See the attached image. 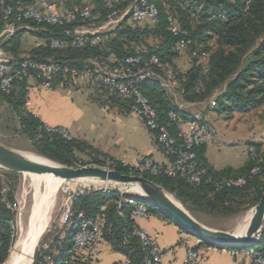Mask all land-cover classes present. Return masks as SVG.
<instances>
[{"label": "trees", "instance_id": "16d2710c", "mask_svg": "<svg viewBox=\"0 0 264 264\" xmlns=\"http://www.w3.org/2000/svg\"><path fill=\"white\" fill-rule=\"evenodd\" d=\"M132 1L134 0H111L108 4L112 5V9H109L105 0H91L93 15L96 18L94 23L99 25L105 22L112 10L122 11ZM147 1L157 10L158 19L155 25L141 26L126 17L113 32L104 35V39L94 46L89 44L81 47L75 46L72 44L71 37L65 35L66 29L71 30L78 26L77 24L36 27L29 22L28 25L38 28L36 36L43 39L44 45L31 50L27 56L39 62H64L71 67L81 69L88 64V60L113 66L114 64L110 62L111 55L117 60H122L139 52L145 60L151 56L157 57L163 66L173 72L180 84L181 95L186 103L206 102L217 89L224 87L215 100V108L218 113L225 115L228 119L234 114L249 113L263 106L264 0ZM72 3L73 6L86 4L80 0H74ZM169 18L187 32L192 40L189 48L191 55L196 53L190 68L185 73H178L176 70L174 61L179 53L174 51L176 38L168 31ZM3 23V16L0 12V31ZM51 39L65 42V47L50 48ZM18 40L19 33L5 44L9 48L11 45L10 51L16 58H18ZM211 42L213 46L210 45ZM199 52L208 54L205 68L198 64L197 54ZM152 69L159 76L164 75L160 69L156 67ZM61 78L63 77L56 78L53 87ZM25 87V82L13 84L9 92H0V102L4 103L13 114L21 134L27 138L36 154L67 167H73L77 163L76 154L91 152L103 158V160H96V165L107 164L109 168L121 174L135 175L129 166L98 152L86 142L75 139L67 141L58 135L47 133L42 122L26 109ZM139 88L154 108L159 121L168 127L171 134L176 135L175 122L169 118V114H174L176 121H185L191 113L177 107L157 79L145 80L140 83ZM109 97L122 112H131L130 102L113 96ZM150 134L154 146L161 151L155 134ZM194 152L200 166L206 172L202 183L197 187L190 186L178 178L154 177L148 174L140 176L174 195L192 213L229 217L259 203L264 192V156L259 155L258 147H255L254 152L249 154L248 160L242 167L238 169L227 167L221 171H215L208 165L205 157L206 146L195 148ZM254 167H258V174L248 178L249 172ZM8 174L16 175L11 172ZM234 177H247L246 184L241 188L215 187V183ZM8 197L9 195H6V201H9ZM128 198L129 196L118 191H85L79 195L72 202L70 222L64 229L61 244L54 242L59 255L53 258V262L60 264L70 259L73 264H88V260L81 253L73 252L72 230L77 224V215L82 213L86 217L104 215L106 224L102 233V241L108 243L115 252L128 258L132 264H141L143 252L139 240L135 237L127 238L136 226L135 219L131 216L134 207L126 201ZM136 200L146 205L150 215L157 214L172 222L154 205L147 204L137 197ZM12 220L13 214L7 208L0 193V264L7 260L12 246L13 236L10 226ZM206 247L223 248L202 242L193 249ZM233 248L264 250V225L257 241L245 247L233 246ZM46 254L47 252L44 251L41 256L36 257L33 264H45L43 257ZM89 257L87 255V258Z\"/></svg>", "mask_w": 264, "mask_h": 264}, {"label": "built area", "instance_id": "2783aa9c", "mask_svg": "<svg viewBox=\"0 0 264 264\" xmlns=\"http://www.w3.org/2000/svg\"><path fill=\"white\" fill-rule=\"evenodd\" d=\"M112 9V5L108 4ZM0 12L3 16V27L0 31V92L7 93L15 83H26L25 90L27 95L31 90L28 84L33 80L36 85L44 91H51L53 84L59 76L77 83H89L109 96L130 102L131 112L138 117L147 131L155 134L156 141L161 151L167 159V164H159L151 157H143L131 164L123 163L130 167L135 175L148 174L154 177L166 176L178 178L197 187L202 183L205 169L198 162L195 148L209 146L213 142V134L205 124L204 111H194L185 121H176L175 115L170 113L169 118L175 122L176 135L171 134L168 127L159 121V118L150 105L149 101L140 91L139 85L148 79H157L163 89L177 88V80L173 72L163 66L157 57L151 56L148 60L137 52L136 55L117 60L113 55L110 56L109 66L102 62L94 61L83 68L71 67L64 62H39L28 56L15 59L4 50V45L14 38L22 29H38L28 25L33 23L36 27L42 26H78L65 30V35L70 36L72 44L81 47L85 44L96 45L100 40V31L111 30L126 17L136 24L149 23L155 25L158 19L156 8L147 0H135L129 10L122 13L112 10L102 25L94 23L95 17L93 9L84 5H75L63 14H58L54 5L46 0H0ZM168 31L176 38L174 51L180 53L187 50L192 45V40L188 37L185 30L181 29L175 21L168 19ZM49 47L52 49H62L65 42L51 39ZM196 57V53H192ZM152 67L160 69L164 75L160 77ZM212 106V105H211ZM47 133L58 135L70 141L71 135L63 128H52L45 126ZM250 152H254L251 147ZM258 167H254L249 172L248 178L258 174ZM247 177L226 178L215 183L216 188H241L246 184ZM103 192H110L108 186L99 189ZM97 191V190H95ZM83 192L74 194L70 205L64 209L60 219L59 227L69 225L71 218V205ZM3 201L9 208L6 201V189H2ZM126 201L133 205L131 216L133 219H147L150 214L147 207L142 202H137L136 197H129ZM120 207V205H119ZM106 220L104 215L86 217L84 214L77 215V224L72 230L73 252L85 253L90 257H97L100 253L102 243V233L105 228ZM135 237L139 240L142 247L143 258L141 264H162L165 256L171 257L175 248L166 250L160 249L158 245L159 234L149 233L144 229L134 226L131 234L127 237ZM259 239V238H258ZM257 239V240H258ZM63 240V233L56 238V244L60 245ZM256 240V241H257ZM202 241L197 240L200 245ZM230 250L235 264H264V250L257 251L254 248L249 250L223 247ZM206 251L211 247L204 248ZM47 254L43 257L45 264H55L53 258L59 255L58 249L53 246L45 247ZM202 257L200 249L194 250L193 247L186 249L185 258L182 264H199ZM60 264H73L70 259L64 260ZM117 264H132L128 258H124Z\"/></svg>", "mask_w": 264, "mask_h": 264}, {"label": "crops", "instance_id": "0c3cea01", "mask_svg": "<svg viewBox=\"0 0 264 264\" xmlns=\"http://www.w3.org/2000/svg\"><path fill=\"white\" fill-rule=\"evenodd\" d=\"M46 1L55 6L58 14H63L73 7L72 1L74 0ZM80 1L91 4V0ZM125 10L126 8L120 11V13ZM115 29L116 27L111 30L105 29L100 31L101 40L104 39V35L113 32ZM38 31V29H22L19 32V39H21L23 33L36 36V32ZM43 45L44 43L33 49ZM11 56L16 58L12 54ZM87 62L90 64L94 61L88 60ZM71 82L69 79L63 77L56 81L51 91H44L33 80H29L28 84L31 86V90L27 95L26 109L37 117L44 126L63 128L71 135L72 139L86 142L98 152L116 161L131 164L140 158L151 157L159 164H167V159L160 151H156L151 134L138 117L132 112H122L118 105L112 102L109 95L103 92L92 91L86 88L85 83L76 82L80 86H74ZM70 86L77 89L76 93H78H74L75 96L69 92L68 95L67 91H65ZM0 104L8 110L4 103L0 102ZM211 104L185 103L184 108L195 107L204 111L207 121L212 120L209 125L214 133H217L215 121L217 122L223 117V114L220 115L216 111V106L212 107ZM237 115L245 116L246 114H234L230 120L233 121ZM209 146L206 147L205 157L208 165L215 171H221L227 167L238 169L248 160L247 158L240 166L218 164L215 155L212 154L213 161L210 159L209 154L213 152V149H210ZM135 224L138 228L144 229L149 233H158V245L160 249L175 248L171 257L165 256L163 258L162 264H182L186 249L197 246L196 242L198 239L196 237L184 232L173 222H169L157 214H151L147 219H136ZM200 250L202 251V257L199 264H235L231 252L227 248H212L209 251L202 248ZM81 255L88 260V264H117L125 258L120 253L115 252L105 241H102L100 253L97 257L87 258V254L85 253H81Z\"/></svg>", "mask_w": 264, "mask_h": 264}, {"label": "rangeland", "instance_id": "374dc122", "mask_svg": "<svg viewBox=\"0 0 264 264\" xmlns=\"http://www.w3.org/2000/svg\"><path fill=\"white\" fill-rule=\"evenodd\" d=\"M105 1L106 4L111 2V0H105ZM134 2L135 0L129 3L126 7V10H129ZM86 5L90 6L93 9V6L91 4H86ZM139 25L150 26L149 23H143ZM42 43H44L43 39L29 33H23L21 39L18 40V44H19L18 53H17L18 58L15 59L26 57L27 52H29L31 49L35 48L36 46ZM210 45L213 46L212 42L210 43ZM3 48L9 55L12 54L10 51L11 45L10 48L9 46L6 45H4ZM192 60L193 57L189 49L180 52L178 57L174 61L177 72L185 73L187 69L191 66ZM197 60H198V64L201 67L205 68L208 61V54L199 52L197 54ZM71 84H73L74 86H80L79 84H76V82L74 81H72ZM85 84H86L85 85L86 88L92 91L101 92V93L103 92L92 84L89 83H85ZM76 90L77 89L72 86L67 87L65 89V91H67V94L68 92L73 93L74 96ZM164 90L170 96L173 103L177 107L187 111L188 113H191L192 111L194 112L200 110V109H196L195 107L184 108L186 102L182 98L179 82H177V88L170 90L164 89ZM223 90L224 87L217 89L214 92L213 96L203 103H207V104L212 103L213 105L212 104L211 105L212 107H214L215 100L217 99V97H219V95L222 93ZM85 96L87 97L86 94ZM245 114H246L245 116L237 115L236 118L233 119V121H231L230 119L234 115H232L230 119L225 118L226 116L223 115V117H221L217 122L215 121L217 133H214L213 129L209 125L212 120L207 121V119H205L206 126L211 130L213 134V142L209 146L210 149H213V152H210L209 154L210 155L209 157L212 161L214 160L212 157L213 155H215L216 156L215 158L218 160V164L240 166L247 160L249 154L252 153L249 150L251 147L253 149H255V147H258L259 155L264 156V104L259 109H256L254 111ZM106 121H108V119H106ZM0 143L8 148H11L13 150L22 153L25 152V153L36 154L31 148L30 142L27 140L25 136L21 134L19 126L13 114H11L9 110H6L1 104H0ZM76 156H77L76 157L77 163L75 166H73L74 168L83 167V166H95L102 169L113 170L109 168L107 164L96 165L95 161L103 160V158L93 155L91 152H86L84 154H76ZM50 161L60 164L53 160ZM47 181H48V177H42V178L36 176L31 177L30 175H26V174H16L14 176L9 175L7 171L0 168V193L2 195V189H6V195H9L8 197L9 201H7L9 203V208L7 205L6 206L13 214V220L10 223L12 229L13 242L7 260L3 264L7 263L10 254L15 246V243L19 239L20 233L22 235V233H25L24 231L27 230L28 224L31 222L33 218V212L35 206L39 201V193L44 192L45 190L44 188ZM104 186H108V189H110L111 191H118L129 197L139 198L137 194L130 191L125 186L102 184V183L90 184L83 182L61 181L60 187L56 193L54 206L52 207L50 212V220L46 228L42 230L43 232L42 233L40 232L41 235L39 236L37 242L34 245L33 248L34 253L31 254V259L28 264L31 263L32 255H33V263H34L36 257H39L43 254V252L45 251V247L53 246L58 235L64 232L65 227L62 228L59 227V219L66 206L70 205L72 201V196L74 194L79 193V191L82 192L95 191V190L103 189ZM167 193L176 202L181 204V202L178 199H176L174 195H172L169 192ZM182 207L185 210H187L183 205ZM252 208L253 207L229 217H216L205 213H197V212L192 213L189 210L187 211L200 224H202L207 228L234 233V231L242 223V219L247 213V211L251 210ZM246 250H249V248H247Z\"/></svg>", "mask_w": 264, "mask_h": 264}, {"label": "water", "instance_id": "95a60500", "mask_svg": "<svg viewBox=\"0 0 264 264\" xmlns=\"http://www.w3.org/2000/svg\"><path fill=\"white\" fill-rule=\"evenodd\" d=\"M0 168L16 174H36L51 176L64 182L77 180H97L105 184L120 186L136 185L140 199L157 207L162 214L172 220L188 234L216 246L245 247L256 241L264 225V192L259 203L252 208V216L244 236H236L233 232L213 230L200 224L193 216L176 202L165 190L154 182L138 175L121 174L115 170L102 169L95 166L67 167L57 163L42 164L27 158L22 152L13 150L0 143ZM33 263V260H32ZM31 263V264H32Z\"/></svg>", "mask_w": 264, "mask_h": 264}, {"label": "bare ground", "instance_id": "6f19581e", "mask_svg": "<svg viewBox=\"0 0 264 264\" xmlns=\"http://www.w3.org/2000/svg\"><path fill=\"white\" fill-rule=\"evenodd\" d=\"M23 154L30 160L37 162V163H42V164H52L53 163L52 161L44 157H41L39 155L33 154V153L24 152ZM26 175H30L31 177L36 176L40 178L48 177V181L45 185L44 192L39 193V201L37 205L35 206V209L33 212V218L31 222L28 224L27 230L24 231L25 233H22V235L20 233L19 239L16 241L15 246L6 264H28L30 262L31 254L34 253L33 252L34 245L37 242L41 233L43 232L42 230L46 228L50 220V212H51L52 207L54 206L56 193L62 181L59 178H53L51 176H39L36 174H26ZM74 182H83V183H90V184L102 183L97 180H77ZM102 184H105V183H102ZM112 185H117V184H112ZM126 187L130 191L134 192L135 194H140V190L136 185H127ZM251 216H252V209L247 211V213L242 219V223L234 231V235L236 236L245 235ZM32 260H33V255H32ZM32 260H31V263H32Z\"/></svg>", "mask_w": 264, "mask_h": 264}]
</instances>
